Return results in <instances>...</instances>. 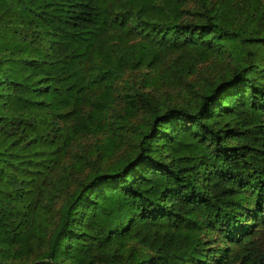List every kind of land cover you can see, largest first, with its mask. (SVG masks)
Here are the masks:
<instances>
[{
	"label": "trees",
	"instance_id": "obj_1",
	"mask_svg": "<svg viewBox=\"0 0 264 264\" xmlns=\"http://www.w3.org/2000/svg\"><path fill=\"white\" fill-rule=\"evenodd\" d=\"M0 264H264V0H0Z\"/></svg>",
	"mask_w": 264,
	"mask_h": 264
}]
</instances>
